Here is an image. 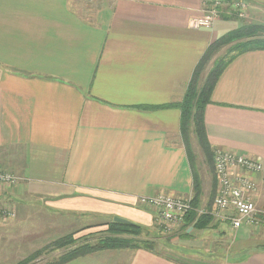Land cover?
<instances>
[{"label": "crops", "instance_id": "obj_1", "mask_svg": "<svg viewBox=\"0 0 264 264\" xmlns=\"http://www.w3.org/2000/svg\"><path fill=\"white\" fill-rule=\"evenodd\" d=\"M206 1L0 0V171L19 177L8 195L79 220L119 216L159 235L158 212L140 198L194 194L181 110L160 106L183 98L208 46L237 26L227 18L191 26ZM245 2L264 23V0ZM205 126L215 151L264 165V49L226 66ZM206 178L197 213L213 215L216 226L200 229L193 220L162 232L176 234L182 249L213 250L235 230L241 241H229L240 250L221 264H264V223L251 231L256 243L251 226L233 229L229 211L214 212L218 182ZM254 179L264 209V174ZM65 264L179 263L138 248L101 249Z\"/></svg>", "mask_w": 264, "mask_h": 264}, {"label": "trees", "instance_id": "obj_2", "mask_svg": "<svg viewBox=\"0 0 264 264\" xmlns=\"http://www.w3.org/2000/svg\"><path fill=\"white\" fill-rule=\"evenodd\" d=\"M231 12L232 9L227 10L228 14H231ZM225 16L233 19V16L230 17V15L226 14ZM224 47L227 50L226 53L222 54ZM256 49H264V23L240 21L236 27L218 37L208 46L194 70L183 98L180 101L160 106H175L181 110V136L190 160L194 179V194L192 197L194 209L188 213L186 221L188 223L194 220L196 226L200 229L206 230L215 227L217 224L213 215L208 213L199 215L197 213V208L201 204L204 193L203 175L206 173L205 169L207 167L209 170V167H211L214 172L215 150L212 148L207 136L205 126L206 107L211 102L214 88L226 66L240 53ZM215 187L214 184L209 204H211L215 196ZM10 196L13 197L12 195ZM106 224V234L99 236V238L97 237V241L94 244H90V242L74 244L73 233L56 239L52 242L53 248H62L70 244L73 247L69 248L67 252L60 255L50 264H65L80 256H86L101 249L122 250L138 248L165 256L179 264H199L197 261H183L159 251V239L167 241L166 243L169 244L168 238L157 236L155 238L137 240L136 237L143 234L147 229L136 222L112 219ZM128 235L133 236L128 237ZM40 252L41 250H37L16 264H29Z\"/></svg>", "mask_w": 264, "mask_h": 264}, {"label": "rangeland", "instance_id": "obj_3", "mask_svg": "<svg viewBox=\"0 0 264 264\" xmlns=\"http://www.w3.org/2000/svg\"><path fill=\"white\" fill-rule=\"evenodd\" d=\"M245 1L246 0H221V16H219L216 21L219 18H226V14L230 15V17L233 16V19L228 18L229 16H227V19L235 21L237 25L240 21L257 23L258 21L252 20L253 18L249 15L250 6L248 3H246L247 5L245 6L241 5L237 7L238 2L245 4ZM210 3H212V0L209 1L207 5L209 6ZM228 9H232L231 14L227 13ZM226 50V47H224L222 54L226 53ZM205 170L207 180L211 182L213 178L217 180L215 171L213 172L211 167H209V170L206 167ZM7 188L9 187H0V264H16L18 261L28 257L37 250H41V252L34 260H31L29 264H50L60 255L67 252L69 248L73 247V245L70 244L62 248H53L52 242L56 239L73 233L72 239L74 240V244L87 242L94 244L97 241V237L99 238V236L106 234V223L110 220L105 219V216H90L79 220L80 218L76 213L54 211L46 207L44 203L36 201H30L28 203L24 201L22 203L17 202L14 197H9L8 191H5ZM7 211L9 213L5 215ZM115 217L119 216H114V218ZM157 222L159 226V235L154 234L156 232L155 229L151 230V232L147 230L143 234L137 236L136 239L155 238L157 235L168 238L170 241L169 244L162 239H159V242L156 239L159 251H163L180 260H188L190 262L197 261L199 264H221L226 259L225 253L229 252L232 256L234 252L240 250L238 246L232 245L229 241L232 238L235 242L241 241L238 239L240 236L236 238L235 230L230 231L229 236L225 238H218L215 244H217L220 239L224 242V245L220 248H216L215 246L211 248L213 250L206 248L200 250L197 247L188 246L181 249V247H179L180 241L174 238L176 234L162 232L161 228L164 229V226L161 225L159 220ZM260 226L251 227L252 229L248 230L249 236L253 237L252 241H255V243L259 235L253 234L252 232H256L257 229L261 228ZM193 232H195V230ZM132 236L133 235H128V237ZM78 258H81V256Z\"/></svg>", "mask_w": 264, "mask_h": 264}, {"label": "built area", "instance_id": "obj_4", "mask_svg": "<svg viewBox=\"0 0 264 264\" xmlns=\"http://www.w3.org/2000/svg\"><path fill=\"white\" fill-rule=\"evenodd\" d=\"M211 1H206L207 3ZM206 3V4H207ZM221 0H212L204 14L195 16L190 24L195 28H211L221 13ZM246 3L238 2V6ZM214 171L217 177V195L214 200V212L220 214L229 211L227 219L233 229L244 226L258 227L264 223V209L260 208L254 194L258 185L254 174L263 173L264 165L248 155L229 150H216ZM19 177L6 171H0V187L15 185ZM140 202L158 212L162 226L167 230L186 223V216L194 209L192 199L182 198L168 193L156 196H143ZM7 211L5 213L8 214ZM194 227V225H192Z\"/></svg>", "mask_w": 264, "mask_h": 264}, {"label": "water", "instance_id": "obj_5", "mask_svg": "<svg viewBox=\"0 0 264 264\" xmlns=\"http://www.w3.org/2000/svg\"><path fill=\"white\" fill-rule=\"evenodd\" d=\"M114 220H116V221H127V219L121 218V217H115Z\"/></svg>", "mask_w": 264, "mask_h": 264}]
</instances>
